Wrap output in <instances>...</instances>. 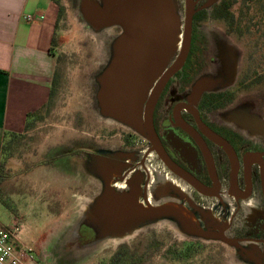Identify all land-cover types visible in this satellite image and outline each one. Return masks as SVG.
Listing matches in <instances>:
<instances>
[{
  "label": "flooded vegetation",
  "instance_id": "af4514ba",
  "mask_svg": "<svg viewBox=\"0 0 264 264\" xmlns=\"http://www.w3.org/2000/svg\"><path fill=\"white\" fill-rule=\"evenodd\" d=\"M72 1L78 4V0ZM208 2L192 0L194 14L188 55L183 65L168 76L153 109L156 143L119 123L97 120L98 124L83 135L48 151L43 165L52 173L72 181L78 192L82 191L88 197L101 190L102 183L86 173L87 168H95L99 161L113 167L111 182L119 192L130 190L132 185L140 196L147 194L156 199L165 189L167 191L163 193L168 194L167 200L178 201L182 194L178 192L180 189L188 196L184 198L186 204L193 202L198 206L197 215L203 228H207L203 215L208 216L207 219L212 217L218 231L225 230L227 236L242 240L264 264V138L248 137L219 117L220 112L235 105L253 89L256 81H252L248 73L257 68L256 64L262 65L255 60L263 54L264 26L262 30L258 26L251 27L252 34L240 32L229 16L215 14L222 0L206 7ZM179 4L182 40L165 72L179 58L185 36L186 0H179ZM122 32L121 26L107 30L110 38H116ZM215 34L235 44L245 40L249 50L246 53L242 48V67L233 85L215 92L206 91L199 99L192 100L189 94L195 81L221 67V59L214 47L223 45L224 40L213 41ZM248 35H253V39L249 40ZM107 51L111 53L110 47ZM258 52L261 55H257ZM102 68L96 70L94 78ZM94 78L89 92L98 111V85ZM259 83H263L262 79ZM261 110L264 115V106ZM168 182L170 185L167 186ZM67 231L59 239L55 262H87L95 252L83 248L96 238L95 228L84 223L77 235ZM193 239L194 242L182 246V252L175 251L179 259L191 256L195 244L206 242L201 238ZM214 242L224 246L220 241ZM168 251L172 253L171 249Z\"/></svg>",
  "mask_w": 264,
  "mask_h": 264
},
{
  "label": "water",
  "instance_id": "95a60500",
  "mask_svg": "<svg viewBox=\"0 0 264 264\" xmlns=\"http://www.w3.org/2000/svg\"><path fill=\"white\" fill-rule=\"evenodd\" d=\"M216 1L209 0L206 7ZM186 5V31L180 56L165 72L182 40L179 0H78L77 11L84 24L96 37L105 38L103 68L94 78L98 85L97 113L103 120L124 125L156 143L153 126L156 100L168 76L185 62L190 48L194 14L192 0H186ZM113 26L123 28L116 38H110L107 33ZM214 40H224L223 45L214 47L221 59V67L195 81L189 94L192 100L199 99L206 91L215 92L229 87L237 79L241 50L219 34L214 35ZM108 47L111 53L107 51ZM219 117L248 137L264 138V115L248 98L220 112ZM112 169L109 163L99 161L95 168L86 170L88 177L102 183L101 190L86 199L83 206L80 202L77 217L67 231L70 235H77L84 223L95 228L96 238L85 245L84 250L96 253L108 242H119L117 239L133 236L164 221L172 223L188 237L222 242L235 251L243 264H262L242 240L227 236L225 230L218 231L212 217L207 219L208 216L203 215L207 224V228H203V222L197 215L198 206L193 202L186 204L184 198L188 196L182 190H178L182 193L178 201L167 200L168 194L163 193L167 191L165 189L156 199L147 194L140 196L132 185L130 190L119 192L111 182Z\"/></svg>",
  "mask_w": 264,
  "mask_h": 264
},
{
  "label": "rangeland",
  "instance_id": "374dc122",
  "mask_svg": "<svg viewBox=\"0 0 264 264\" xmlns=\"http://www.w3.org/2000/svg\"><path fill=\"white\" fill-rule=\"evenodd\" d=\"M53 1L56 4L53 12L57 13L53 93L38 117L30 120L29 127L26 125L22 133L6 140L0 171V222L10 224L12 216L18 219V225L24 228V239L33 245L36 264H57L59 239L77 217L80 202L83 206L89 198L78 192L72 181L48 170L43 165L44 155L55 146L83 135L98 121L104 122L91 101L89 90L94 73L103 65L105 38L96 37L87 28L72 0ZM238 7L235 4L232 9L236 14ZM43 11L51 19L52 9L44 6ZM254 19L257 20L256 15ZM246 32L252 34L251 30ZM247 37L253 39V35ZM236 45L242 54V48L246 53L249 50L245 40ZM263 54L255 60L262 65L256 64L257 68L248 73L256 82L245 97L255 103L260 113L264 106ZM261 79L263 83L258 84ZM117 241L120 244L108 242L83 264L108 262L122 245L137 252L136 264H243L233 249L214 241L195 244L191 256L179 259L175 251H181L184 244L195 240L170 222L162 221Z\"/></svg>",
  "mask_w": 264,
  "mask_h": 264
},
{
  "label": "crops",
  "instance_id": "0c3cea01",
  "mask_svg": "<svg viewBox=\"0 0 264 264\" xmlns=\"http://www.w3.org/2000/svg\"><path fill=\"white\" fill-rule=\"evenodd\" d=\"M44 6L52 9L51 19ZM53 9V0H0V171L6 140L22 133L28 115L50 98L56 68Z\"/></svg>",
  "mask_w": 264,
  "mask_h": 264
},
{
  "label": "trees",
  "instance_id": "16d2710c",
  "mask_svg": "<svg viewBox=\"0 0 264 264\" xmlns=\"http://www.w3.org/2000/svg\"><path fill=\"white\" fill-rule=\"evenodd\" d=\"M235 4L239 5L237 14L232 10ZM215 12H217L215 13L216 15L222 16L225 14L226 17L229 16L232 21L236 22L240 32H246V30L250 31L251 27L254 26H258V29L262 30L264 26V0H222L221 4L215 9ZM255 15L257 20L254 19ZM52 93L53 91L51 90L50 96ZM44 106L42 108H44ZM42 108L28 115L27 127L30 125V120L38 117ZM16 135L17 134L14 133L10 137ZM136 259L137 252L132 251L127 245H122L112 255L108 262H103L101 264H136Z\"/></svg>",
  "mask_w": 264,
  "mask_h": 264
},
{
  "label": "built area",
  "instance_id": "2783aa9c",
  "mask_svg": "<svg viewBox=\"0 0 264 264\" xmlns=\"http://www.w3.org/2000/svg\"><path fill=\"white\" fill-rule=\"evenodd\" d=\"M23 231V225H18L13 216L10 224L0 222V264L37 263L33 245L24 239Z\"/></svg>",
  "mask_w": 264,
  "mask_h": 264
},
{
  "label": "bare ground",
  "instance_id": "6f19581e",
  "mask_svg": "<svg viewBox=\"0 0 264 264\" xmlns=\"http://www.w3.org/2000/svg\"><path fill=\"white\" fill-rule=\"evenodd\" d=\"M118 244H120V242H117Z\"/></svg>",
  "mask_w": 264,
  "mask_h": 264
}]
</instances>
